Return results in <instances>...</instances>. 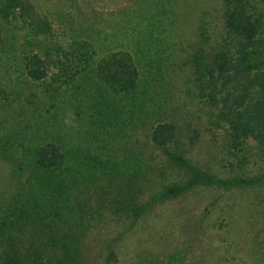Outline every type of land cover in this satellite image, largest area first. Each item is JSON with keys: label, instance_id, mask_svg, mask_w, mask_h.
Listing matches in <instances>:
<instances>
[{"label": "rangeland", "instance_id": "obj_1", "mask_svg": "<svg viewBox=\"0 0 264 264\" xmlns=\"http://www.w3.org/2000/svg\"><path fill=\"white\" fill-rule=\"evenodd\" d=\"M7 1L0 264L10 244L24 264H264V126L233 132L218 119L244 120L235 97L222 106L228 84L194 77L195 58L213 66L227 48L224 0H19L30 16H5ZM254 7L264 33V0ZM259 39L251 65L264 75ZM122 53L136 81L126 94L97 73ZM167 125L173 156L152 136ZM40 149L60 154L54 173L39 171Z\"/></svg>", "mask_w": 264, "mask_h": 264}, {"label": "trees", "instance_id": "obj_2", "mask_svg": "<svg viewBox=\"0 0 264 264\" xmlns=\"http://www.w3.org/2000/svg\"><path fill=\"white\" fill-rule=\"evenodd\" d=\"M23 1L25 2V0ZM254 1L255 0H224V22L226 28H228L227 34L229 33L230 38L228 39L229 41L226 40L227 48L225 52L219 51V53L216 54L213 66H210L211 63L203 62L205 63L203 64V56L194 59V77H196V81H198L200 85L207 82L210 83L215 90V88L221 87L218 83L219 81H223L221 84L224 87L228 84L227 89H225L222 95V106L227 107L229 109L228 111H230L231 107L227 103L228 97H235V102L240 104L236 107L239 108L236 109V112H238L239 117L244 116V120L241 122L232 121L228 118L229 113H225L222 117L219 116L218 119L225 121L233 132L237 134L239 132V134L241 133V135L245 137L247 134L253 132L256 134L258 129L254 127V125L257 124L260 127L264 126V107L262 108L257 105V94L254 92L255 86L257 85H260V90L264 88L262 81L264 80V75L256 66L252 67L251 65L253 62L254 45L259 42V37L264 34L260 27L259 20L257 18L254 19L256 17L254 15ZM7 2L8 4L3 10L5 16L10 12H14L18 7H21L23 11L27 12V16H30L31 9L23 2L19 3V0H8ZM33 20L36 21V16L33 17ZM226 53L232 54L230 61L226 59ZM129 59L130 55L124 53L110 55L107 60L102 61L98 65L99 69L97 73L101 78L100 80L113 91H124L125 94L126 92L128 93L130 89L133 91L136 87V81L133 70L129 67ZM108 61H110V63ZM106 69H108L107 74H105ZM39 72L41 73L40 69ZM39 79H41L40 75ZM225 80H227V82H225ZM241 107H244V109L241 110ZM176 134V128L172 125L157 126L152 131V136L156 144L164 148L168 152V155L171 156H173V151L168 148L170 144L177 148L175 144H178V135ZM256 137L264 139V133L257 134ZM39 151V171L45 170L44 172L46 174L50 172L54 173L55 170L59 168V165L62 164L58 151V156L54 149L50 151L48 149H40ZM48 153L51 154V157H48ZM59 157L60 160H57ZM174 157L180 163L188 166L180 152V148L178 149V155L175 154ZM40 173L39 175H41ZM195 174L196 177H200L198 172H195ZM237 182H240V180H237L236 183ZM244 183H246V181H244ZM10 246L9 251L4 252L5 254L2 259L5 261L6 259H10L7 264H24L26 260H24L20 250L14 245L10 244ZM36 255L39 259V254Z\"/></svg>", "mask_w": 264, "mask_h": 264}]
</instances>
